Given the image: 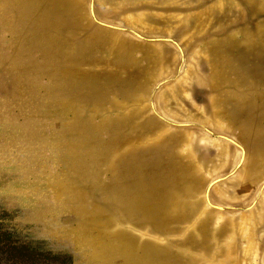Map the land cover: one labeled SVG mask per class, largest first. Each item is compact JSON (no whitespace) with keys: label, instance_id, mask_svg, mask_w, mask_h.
<instances>
[{"label":"rangeland","instance_id":"rangeland-1","mask_svg":"<svg viewBox=\"0 0 264 264\" xmlns=\"http://www.w3.org/2000/svg\"><path fill=\"white\" fill-rule=\"evenodd\" d=\"M0 210L72 264H264V0H0Z\"/></svg>","mask_w":264,"mask_h":264},{"label":"trees","instance_id":"trees-1","mask_svg":"<svg viewBox=\"0 0 264 264\" xmlns=\"http://www.w3.org/2000/svg\"><path fill=\"white\" fill-rule=\"evenodd\" d=\"M11 212L0 210V264H72L66 255L52 254L44 242L16 233Z\"/></svg>","mask_w":264,"mask_h":264}]
</instances>
